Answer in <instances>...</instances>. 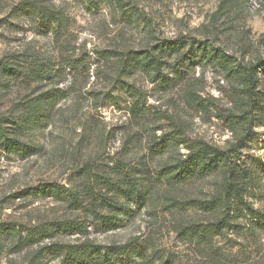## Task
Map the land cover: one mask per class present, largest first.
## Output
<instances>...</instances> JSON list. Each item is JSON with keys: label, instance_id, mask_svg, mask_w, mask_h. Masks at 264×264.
I'll return each instance as SVG.
<instances>
[{"label": "rangeland", "instance_id": "1", "mask_svg": "<svg viewBox=\"0 0 264 264\" xmlns=\"http://www.w3.org/2000/svg\"><path fill=\"white\" fill-rule=\"evenodd\" d=\"M22 1L62 10L68 19L66 28L55 35L36 30L16 15L15 8ZM127 5L133 20L125 24L103 0H0V60L21 69L10 77L0 71V116L15 119L13 105L29 94L37 97L53 89L67 96L25 138L35 146L32 154L20 159L5 156L0 149V223L21 225L29 231L35 226L46 228L49 220L62 217L86 225L84 232L58 233L21 248L3 243L0 264H35L32 253L43 246L84 240L96 246L105 264H264V229L255 232L247 219L236 220L235 228L209 243L183 241L178 235L181 225L206 226L213 220L212 214L183 201L212 195L216 177L170 186L158 175L163 164L186 153L181 141H202L221 148L236 142L214 115L231 108L229 76L199 58L185 62L187 75L167 85L152 82L138 71L121 74L118 68L119 58L127 53L152 51L161 41L177 39L186 41L183 53L188 56H195L193 43H198L241 67L264 59V0H127ZM27 65L57 72V76L49 85L25 80ZM260 71L259 95L264 94ZM163 74L175 78L168 68ZM125 84L140 95L144 108L140 118L130 112ZM190 94L199 106L190 102ZM207 98L216 99L209 111L201 109L206 108L203 101ZM6 127L9 132L17 128L15 124ZM249 131L240 145L241 158L264 164V120L254 122ZM177 133H182L179 140L173 138ZM162 138L177 143L172 141L165 150L150 149ZM87 175L92 179L87 181ZM127 176L142 179L140 191L146 200L131 202L128 217L112 210L123 221L106 232L82 211L74 212L26 191L57 183L78 193L88 209L96 208L106 216L112 211L100 198L126 206ZM100 178L109 179L112 187L108 189ZM91 196L98 200L93 206ZM249 202L264 213V180ZM126 245L127 258L118 257ZM37 264L59 262L48 251Z\"/></svg>", "mask_w": 264, "mask_h": 264}, {"label": "trees", "instance_id": "2", "mask_svg": "<svg viewBox=\"0 0 264 264\" xmlns=\"http://www.w3.org/2000/svg\"><path fill=\"white\" fill-rule=\"evenodd\" d=\"M113 11L120 15V18L127 24V20L132 23V9L127 10V0H103ZM89 5H93L88 1ZM94 6V5H93ZM16 15L23 17L34 25L36 30L40 28L46 32L59 34L61 30L67 26V17L62 10L57 8H43L37 3L31 1H22L15 8ZM42 31V32H45ZM62 31V32H63ZM61 32V33H62ZM186 41L177 39L175 41H161L156 44L151 50L131 54L119 58V71L121 74H130L132 71H138L148 75L152 82L159 84H171L172 81L182 80L187 72L185 70V62L192 61V58L204 60L206 64L214 68H218L227 76L231 85L229 86V101L231 108L215 111V116L222 124L230 130L232 135L236 137V142L228 144L221 148L218 146L209 145L202 141L184 142L181 145L186 153L179 158H176L172 163H165L160 168L158 175H161L168 185H181L192 180H205L209 177H216V189L212 195L205 199L192 198L183 203L203 213H210L214 216L213 220L206 226L202 223L190 222L181 225L177 229L178 235L183 241L191 242L194 239L206 241L209 243L212 239L220 237L225 231L233 229L236 225L233 223L236 220H249V227L255 232L264 229V213L252 207L249 198H253L258 192L264 180V164L256 159L246 161L241 158L240 145L249 137V130L253 127L254 122L262 124L264 120V94L259 95L257 86L259 84L258 71L262 70L264 74V59H258L254 63L241 67L233 63L228 58L221 55L217 51L208 50L205 46L196 44L194 55L188 56L183 53ZM193 52L192 50L190 53ZM184 65V67H183ZM24 76L28 81H45L47 85L51 84L52 80L57 76L54 72L51 74L49 70L43 67H33L27 65ZM19 66L12 67L10 63L0 60V71L5 73L7 77L13 76L15 73L20 74L17 70ZM168 68L174 75V79L163 74L164 69ZM261 72V71H260ZM125 93L131 98V114L134 117L143 116V102L135 87L124 85ZM191 97L193 96L190 94ZM67 96L63 91L50 90L34 97L28 95L22 97L13 105V110L16 113L15 119L9 120L0 116V149L5 156L14 155L20 159H24L34 152V145L25 138L37 131L42 120L47 116V113L60 100H65ZM192 104H195L193 97L190 99ZM206 108L203 110L209 111L216 102V99L207 98L205 101ZM210 104V105H208ZM195 105L199 106L198 103ZM210 106V107H209ZM7 124H15L16 129L9 132ZM174 135V134H172ZM174 139L182 138V133H177L173 136ZM160 139L158 143H153L150 149L165 150L171 146L174 140ZM177 143L176 141H173ZM179 142V141H178ZM89 175L91 173H88ZM91 177L87 175V181ZM139 176H127V181L124 183L127 196L123 199L125 204L119 206L110 199L100 198V203L108 209L116 210L122 216H130L131 210L128 205L135 200L145 199V195L140 191ZM92 179V178H91ZM101 183L112 187L109 179L100 178ZM85 189L88 188L84 187ZM29 195H41L51 198L54 202L63 205L65 208L76 211H82L84 217H90L103 226V230L108 231L112 226H119L123 219L119 220L116 213L103 215L96 208L88 209L85 206V201L80 198L78 193L66 188L57 183H44L35 188L26 190ZM143 195V196H142ZM90 205L94 204L97 199L91 196ZM93 206V205H92ZM91 206V207H92ZM116 214V215H115ZM68 218H53L48 221L46 228L33 227L31 230H24V227L17 224L0 223V255L3 250V243H14V248H21L37 243L43 239H51L56 234H73L81 233L86 230V225ZM135 241H132L133 245ZM126 247L120 248L117 256L127 258L128 254L125 251ZM51 253L58 259L59 264H105V257L100 256L96 246L89 241H79L77 244L68 243H53L48 246H43L32 253V260L35 264L39 258H43L45 253Z\"/></svg>", "mask_w": 264, "mask_h": 264}]
</instances>
